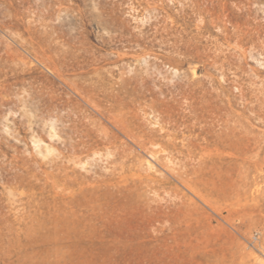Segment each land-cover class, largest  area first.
Wrapping results in <instances>:
<instances>
[{"label":"rangeland","instance_id":"obj_1","mask_svg":"<svg viewBox=\"0 0 264 264\" xmlns=\"http://www.w3.org/2000/svg\"><path fill=\"white\" fill-rule=\"evenodd\" d=\"M259 167L264 0H0V264L259 254Z\"/></svg>","mask_w":264,"mask_h":264},{"label":"bare ground","instance_id":"obj_2","mask_svg":"<svg viewBox=\"0 0 264 264\" xmlns=\"http://www.w3.org/2000/svg\"><path fill=\"white\" fill-rule=\"evenodd\" d=\"M113 123H114L115 127H121L120 132L122 134H124L125 136H127V138L131 139V141L134 144H136V145H138L144 149H147L146 142L144 140H142L140 137H138L137 135H135L132 132V130L128 127L126 122L114 118ZM171 141H173V140H171ZM171 141L169 140V142H167V143H159L158 144L159 150L158 151L155 150L156 153L166 151L168 149L175 150L176 145L173 144ZM102 145L107 152L109 151V153H112V159L109 163H111L113 165V170L111 172L112 175L110 177H106L105 180H101V181L103 183L105 182V183H111L112 184V182H109L111 179V180H113V183L118 185V183L123 181L122 177H124V176L126 177L128 172H131V168H128L125 165V163L123 162L124 160L123 161L119 160L125 156V154L123 155L124 150H122L121 155H119L120 153L118 151H116L118 148L115 146V140L110 141L109 139L105 138L102 141ZM112 148L114 149L113 152L110 151ZM89 149H90V151H89ZM89 149L87 151H85V153H87L88 151L91 152V150H93L94 148H89ZM69 151H70V154H68L65 157L69 158L71 161H73V163H76V162L81 163V160H82L81 155L83 153L80 152L79 156H78V151L73 146L70 147ZM155 151L149 150V153H153ZM89 152L87 155H89ZM187 155L189 157L193 156L191 150L187 153ZM84 165H85V163H84ZM255 170L258 174H260L259 177L263 176L264 171L262 168L259 167V168H256ZM116 171H118V173L113 174ZM132 176H134V179H136L138 183L145 185V187H147L148 189H151V190L153 189L152 185L157 181L155 177H152L150 175L142 176L140 173L132 172L131 177ZM111 177H113V178H111ZM125 177H124V180H126ZM176 177L179 179H183V173L176 172ZM106 180H108V181H106ZM111 184H109V185H111ZM247 187H248V189L251 190V187H252L251 182L247 184ZM258 191H260V190L257 189V192ZM258 251H259V254H255L252 250L243 251V252L239 253V255L238 254L237 255L232 254L231 264H264V239H263V245L261 246V249Z\"/></svg>","mask_w":264,"mask_h":264}]
</instances>
